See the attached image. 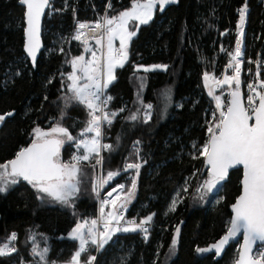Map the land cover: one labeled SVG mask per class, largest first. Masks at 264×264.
I'll return each mask as SVG.
<instances>
[{
    "label": "trees",
    "instance_id": "16d2710c",
    "mask_svg": "<svg viewBox=\"0 0 264 264\" xmlns=\"http://www.w3.org/2000/svg\"><path fill=\"white\" fill-rule=\"evenodd\" d=\"M107 1L50 0L43 22L44 48L33 65L24 50L25 7L20 0H0V114L14 113L0 123V163L28 146L36 127L55 126L64 107L61 98L67 94L63 86L72 70L71 60L85 52L83 42L71 39L76 21L97 18ZM130 1L113 0L115 6L127 2L122 9ZM245 4V57L253 59L264 49V0H178L163 11L158 8L131 39L128 60L117 68L107 89L113 97L109 109L125 111L113 121L109 137L113 150L106 152L102 168V174L119 169L120 175L104 187L102 196L117 184L129 186L135 170L123 171V166L138 160L142 167L125 219L139 222L155 213L154 223L148 239L141 231L118 232L97 256L92 248L95 264H234L240 243H232L219 259L215 253L196 249L209 247L226 232L230 206L241 191L242 169L232 170L202 200L195 189L206 179L202 173L207 168L198 149L208 139L213 108L203 76L205 72L215 76L230 61L228 52L234 51L240 38L239 10ZM151 65H167V70L136 71L137 66ZM241 81L242 89L243 76ZM138 92L144 104L153 106L147 122L146 109L137 102ZM138 108L137 120L126 119ZM86 119L84 108L73 105L62 124L77 136ZM61 154L64 160L70 159L75 149L68 143ZM96 171L85 167L73 207L38 199L36 190L23 179L0 192V243L15 232L19 246L18 252L0 257V264H22L21 258L35 246L48 249V264H65L78 248V241L69 236L76 223L98 218L93 191ZM186 182L188 191L184 192ZM179 189L184 198L170 211ZM177 226L180 234L175 251L170 252Z\"/></svg>",
    "mask_w": 264,
    "mask_h": 264
},
{
    "label": "snow or ice",
    "instance_id": "6c2138e0",
    "mask_svg": "<svg viewBox=\"0 0 264 264\" xmlns=\"http://www.w3.org/2000/svg\"><path fill=\"white\" fill-rule=\"evenodd\" d=\"M176 2L177 0H132L130 8L116 15H105L93 24H78L77 32L72 38L81 40L84 37L83 43L87 45L88 34L83 30L88 29L98 47L96 50L85 49L91 54V59H85L84 55L72 58V70L67 73V83L63 86L70 95L65 94L61 98L64 107L55 126L49 130L36 127L28 146L21 147L12 159L0 163V192L7 191L10 185L17 184L23 179L36 190L38 199H50L65 206H74V198L79 193L85 176V167L89 166L93 170L102 169L104 163L102 152L113 150L111 144L102 143L104 139L102 129L110 126L116 117L125 111V108L119 111L108 108L113 97L108 94L107 89L115 80V69L122 68L127 62L129 42L136 35L138 26L148 24L157 8L163 11L165 5ZM20 3L26 6V51L35 65L37 52L41 47V18L51 4L50 0H20ZM246 12L245 4L239 10L240 38L236 41L234 51L228 52L231 59L227 69H231L232 74L229 75L226 70L222 78H216L207 72L203 76L205 86L209 87V95L215 100L218 115L217 112L212 113L213 122L207 128L208 139L198 149L199 155L204 157L207 173H202L206 179L195 189L202 200L227 178L230 169L242 166V192L232 205L234 215L228 222L225 234L211 246L197 248L196 251L204 253L214 250L219 255L223 253L226 245L243 233V243L238 249L234 264H264V80L248 83L246 85L248 95L245 99L241 90V72L244 63L242 38ZM130 23L136 25L131 31ZM117 40L118 47L115 44ZM256 63L258 70L255 75L259 78L261 64ZM141 68L145 72L154 68L166 71L167 65H154L151 68L137 66L136 71H140ZM140 79L143 86L144 78ZM209 80H214L219 88L227 87L230 90L227 104L220 95L214 94L208 85ZM139 96L138 92L137 102L146 109L143 116L144 122H147L151 119L153 106L144 104ZM73 105L82 106L87 114L83 130L77 136H73L69 128L62 124L67 109ZM139 112L138 108L126 119L137 120ZM13 114V112L0 114V123ZM89 133L93 135L89 136ZM66 143L75 149V154L67 161L61 154V149ZM135 144L138 146L140 141L137 140ZM135 154L139 157L138 147ZM141 167L142 164L138 160L125 163L123 171L135 170L130 185L117 184L107 193L110 199L101 200L99 218L83 219L76 223L70 236L78 241V248L65 264H95L96 256L91 254V249L101 251L118 232L141 231L147 237L148 225L155 213L140 219L139 222L126 220L124 215L127 205L134 199L136 177L139 176ZM119 175L120 170L117 169L95 176L93 191L96 196L99 197L100 189ZM183 191H188L187 182ZM113 193L116 195L113 196ZM177 203L178 199H173L169 210L175 211ZM179 234L180 229L177 227L170 252L175 251ZM16 240L17 234L13 232L8 241L0 243V257L17 251L15 244L12 243ZM47 252V248L33 247L31 253L34 257L33 264H48Z\"/></svg>",
    "mask_w": 264,
    "mask_h": 264
},
{
    "label": "built area",
    "instance_id": "2783aa9c",
    "mask_svg": "<svg viewBox=\"0 0 264 264\" xmlns=\"http://www.w3.org/2000/svg\"><path fill=\"white\" fill-rule=\"evenodd\" d=\"M120 1V0H119ZM127 3V2H126ZM125 3V4H126ZM109 4L111 5V7L109 8ZM122 3V5L120 6H115L114 5V2L113 0H108L107 4H106V7H105V11L103 14H101L100 16H98L95 20H85V19H80V20H77L76 21V27H75V31L74 33L71 35V39L73 41H83L84 37H82L81 40H75L73 39L72 37L76 34L77 32V28H78V24L79 23H88V24H93L95 21L97 20H100L102 17H104L105 15H108V16H111L112 14L113 15H116L119 10L122 9V7L125 5ZM85 33H87V38L89 41H94V39L91 38V33L89 32L88 29H84L83 30ZM242 49H243V52H244V56H243V60L245 62V66L242 65V72H241V77L243 76V85H242V92L244 94V97L246 99L247 95H248V89L246 87V85L250 82H253V81H258V80H264V49H261L260 50V55L258 56V58L256 60H247L246 57H245V45H244V42L242 44ZM256 62H260L261 64V67L259 68V71H260V76L259 78L256 77V72H257V63ZM249 69L251 71H249ZM228 71L230 70L232 72L231 69H227V65L224 67L223 71L220 72V76H215L216 78H222L223 74L225 73V71ZM210 87L212 89V91L214 92L215 95H220L222 97V100L224 101L225 104H227V101L230 99V96H229V89L227 87L225 88H219L215 85V82L214 80H212L211 84H210ZM211 99H212V102H213V108H212V113L213 112H217V115H218V111L216 110V104H215V100L213 98V96H210ZM108 108H109V105H108ZM212 113H211V116H210V123H212ZM112 125L113 123L110 125V126H106L102 129L103 131V136H104V139L102 140V143H107V144H111V142L109 141V137H110V130L112 128ZM106 152L108 151H103L102 152V155L106 156ZM99 174L98 175H102V172H101V169L99 170L98 172ZM100 192H103V189H100ZM100 209V208H99ZM100 216V212L98 211V218ZM102 223V221H101ZM149 228V226H148ZM150 229V228H149ZM142 236L145 238V239H148L150 234L148 232V235L147 237H145V234L143 233ZM15 244V247L17 249L16 252L19 251V246L17 244V240L12 242ZM255 251V250H254ZM32 253V249H29L28 252H27V259H31L34 261V257L31 255ZM99 252L96 251V256ZM25 257H22L21 258V262L22 264H24V261L27 260Z\"/></svg>",
    "mask_w": 264,
    "mask_h": 264
},
{
    "label": "rangeland",
    "instance_id": "374dc122",
    "mask_svg": "<svg viewBox=\"0 0 264 264\" xmlns=\"http://www.w3.org/2000/svg\"><path fill=\"white\" fill-rule=\"evenodd\" d=\"M178 1V0H177ZM132 3V2H131ZM131 3H130V5H128L127 7H125L124 9H122L121 11H123V10H126V9H128V8H130V6H131ZM171 4V3H170ZM167 5H169V4H167ZM167 5H165L164 6V8L167 6ZM158 9V8H157ZM120 11V12H121ZM156 11L157 10H155L154 11V15H155V13H156ZM119 13V12H118ZM117 13V14H118ZM246 14H247V12H246ZM154 15H153V18H154ZM245 24H246V17H245ZM245 24H244V26H245ZM141 25H139L138 26V28L140 27ZM244 26H243V30H244ZM136 27V25L134 24V23H130V25H129V30L131 31V30H133L134 28ZM137 32H138V30L136 31V34H137ZM134 37V36H133ZM132 37V38H133ZM131 38V39H132ZM130 42H131V40H130ZM130 42H129V46H130ZM105 43H106V41H105ZM115 44H116V46H119V41L117 40L116 42H115ZM129 46H128V50H129ZM97 47L98 46H96L95 45V41L94 42H89L88 41V43H87V45L86 44H84V51H85V49L86 48H92V49H94V50H96L97 49ZM82 55H84L85 56V59H91V54L89 53V52H84ZM126 63V62H125ZM152 66H154V65H151L149 68H151ZM154 69H156V68H154ZM160 69V68H159ZM116 70H117V68L115 69V72H114V75L116 76ZM211 82H212V80H209V82H208V85L210 86V84H211ZM207 89L209 90V87H207ZM68 95H70V93H67ZM44 130H49V129H44ZM93 135V134H92ZM90 136V135H89ZM68 143H66L64 146H63V148L67 145ZM63 148L61 149V153H62V150H63ZM67 160H69V158H67L66 159V161ZM99 170H97L96 171V174H95V176H97L99 173ZM101 172H102V169H101ZM103 175V174H102ZM11 186V185H10ZM9 186V187H10ZM188 186V185H187ZM105 187V186H104ZM104 187H102L101 189H104ZM104 192V191H103ZM103 192H101L102 194H101V198L100 197H97L98 198V201H99V199H100V202H101V200H103V199H105V198H109V197H107V196H102V195H104L103 194ZM177 193H179V197H177ZM116 195V193H113V196H115ZM198 195V197H199V194H197ZM206 196V195H205ZM183 198H184V196H183V193H182V190L181 189H179V190H177V192H176V194L174 195V199H178V203H180L182 200H183ZM110 199V198H109ZM132 201H133V199H132ZM131 201V202H132ZM177 203V204H178ZM130 204L131 203H129L128 205H127V210H128V208H129V206H130ZM126 210V211H127ZM106 211H107V209H106ZM125 211V212H126ZM136 219V218H135ZM128 220H131V219H128ZM138 222V221H137ZM153 221H151L150 222V224L148 225L149 226V228H152L153 227ZM178 227V226H177ZM176 227V228H177ZM71 233V232H70ZM70 235V234H69Z\"/></svg>",
    "mask_w": 264,
    "mask_h": 264
},
{
    "label": "water",
    "instance_id": "95a60500",
    "mask_svg": "<svg viewBox=\"0 0 264 264\" xmlns=\"http://www.w3.org/2000/svg\"><path fill=\"white\" fill-rule=\"evenodd\" d=\"M23 5V4H22ZM24 7H25V11H26V6L25 5H23ZM48 9L49 8H47V9H45V13H44V15L42 16V18H41V29H40V41H41V47H40V50L37 52V58H36V61H35V64H36V62H37V60H38V58H39V56H40V54H41V52H42V50H43V48H44V42H43V22H44V17H45V15H46V13H47V11H48ZM244 33H245V31H244ZM24 36H25V42H24V50H25V53H26V55H27V57L30 59V61L32 62V60H31V57L27 54V51H26V43H27V37H26V23H25V28H24ZM243 39H244V35H243V38H242V42H243ZM33 63V62H32ZM205 161V160H204ZM239 168H241L242 169V171H243V168H242V166H237L236 168H234V169H239ZM234 169H230L229 170V174H228V176L227 177H229V175H230V173H231V171L232 170H234ZM242 178H243V174H242ZM241 181H242V179H241ZM111 191V190H110ZM241 192H242V185H241V191H240V194H241ZM239 194V195H240ZM239 197V196H238ZM237 197V198H238ZM236 198V199H237ZM235 202H236V200H235ZM234 202V203H235ZM233 203V204H234ZM232 204V205H233ZM232 205L230 206V210H231V213H232V215H231V219L233 218V215H234V213H233V211H232ZM225 234V233H224ZM223 234V235H224ZM222 235V236H223ZM221 236V237H222ZM220 237V238H221ZM219 238V239H220ZM218 239V240H219ZM218 240H216L215 242H217ZM215 242H213V243H211L209 246H211L212 244H214ZM232 243H240V245L243 243V233H241V235L239 236V237H237L235 240H233V241H231L228 245H226L225 246V249H224V251H223V253H221V254H219V255H217L216 254V252L213 250V251H210V253H215V255H216V259H219V258H221L223 255H224V253H225V251L227 250V248L232 244ZM240 247V246H239ZM255 250V249H254Z\"/></svg>",
    "mask_w": 264,
    "mask_h": 264
},
{
    "label": "bare ground",
    "instance_id": "6f19581e",
    "mask_svg": "<svg viewBox=\"0 0 264 264\" xmlns=\"http://www.w3.org/2000/svg\"><path fill=\"white\" fill-rule=\"evenodd\" d=\"M108 2V1H107ZM132 2V0L129 2V3H131ZM128 3V4H129ZM107 4V3H106ZM106 7V6H105ZM125 7H127V5L125 6ZM124 7V8H125ZM104 11H105V9H104ZM104 11L101 13V14H103L104 13ZM101 14H99L98 16H100ZM97 16V17H98ZM112 16V15H111ZM96 19V18H95ZM95 19H85V20H95ZM89 41V40H88ZM75 42H83V41H75ZM89 42H94V41H89ZM118 47V46H117ZM260 55V50H259V52H257V54H256V57L255 58H253V59H247V60H256L257 58H258V56ZM243 65L245 66V62L243 63ZM223 69H224V67H223ZM223 69L220 71V72H222L223 71ZM229 71V70H228ZM228 71H227V73H228ZM220 72H218L215 76H220L221 74H220ZM101 192H100V195H99V197L101 198ZM107 196V195H106ZM100 208V199H99V201H98V209Z\"/></svg>",
    "mask_w": 264,
    "mask_h": 264
},
{
    "label": "crops",
    "instance_id": "0c3cea01",
    "mask_svg": "<svg viewBox=\"0 0 264 264\" xmlns=\"http://www.w3.org/2000/svg\"><path fill=\"white\" fill-rule=\"evenodd\" d=\"M70 236V235H69ZM71 237V236H70ZM72 238V237H71ZM73 239V238H72Z\"/></svg>",
    "mask_w": 264,
    "mask_h": 264
}]
</instances>
